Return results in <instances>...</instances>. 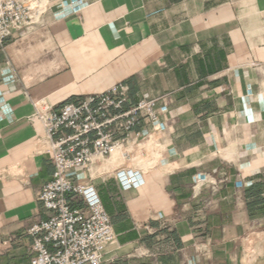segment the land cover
I'll use <instances>...</instances> for the list:
<instances>
[{
	"label": "crops",
	"instance_id": "1",
	"mask_svg": "<svg viewBox=\"0 0 264 264\" xmlns=\"http://www.w3.org/2000/svg\"><path fill=\"white\" fill-rule=\"evenodd\" d=\"M44 1L0 44V264H29L27 229L50 214L29 96L58 111L117 83L157 99L158 122L121 152L133 167L70 172L110 217L101 264H264V0Z\"/></svg>",
	"mask_w": 264,
	"mask_h": 264
},
{
	"label": "built area",
	"instance_id": "2",
	"mask_svg": "<svg viewBox=\"0 0 264 264\" xmlns=\"http://www.w3.org/2000/svg\"><path fill=\"white\" fill-rule=\"evenodd\" d=\"M30 20L31 8L24 0H0V44ZM37 119L49 139L54 170L37 193L50 214L27 229L29 264H101L105 249L115 242L110 217L98 199L88 196V183H74L70 172L111 156L132 136L140 139L136 127L142 120L158 122L157 99L131 103L127 86L117 83L58 111H38ZM68 194L86 201V207L73 206ZM11 241L2 242L4 248Z\"/></svg>",
	"mask_w": 264,
	"mask_h": 264
},
{
	"label": "rangeland",
	"instance_id": "3",
	"mask_svg": "<svg viewBox=\"0 0 264 264\" xmlns=\"http://www.w3.org/2000/svg\"><path fill=\"white\" fill-rule=\"evenodd\" d=\"M28 5L31 8V18L36 19V17H40L43 15V13L48 9L47 3H45L44 0H28ZM88 96V95H85ZM85 96H83L81 99H83ZM80 99V100H81ZM29 101L31 104V111L28 116L29 123L32 124V126L35 127L37 130L38 134V141H39V150H47L50 148V142L49 139L47 138L46 134L43 132L42 125L37 119V113L38 111H42L45 108H51L52 110H55L57 107L56 105H52L49 101V99L45 96H38V97H30L29 96ZM131 145V146H130ZM128 146V147H127ZM123 152L128 153L131 157L136 158L140 156V145H138V142L136 143H130L127 145V143L124 145ZM127 147V148H126ZM150 152H146V159H150ZM114 157V158H113ZM118 158V159H117ZM115 159V160H114ZM104 161V176L108 175L107 172L111 173L112 170L121 165V164H126L129 168L133 167L132 160H129L128 158L124 157V154L119 155L118 157L114 156L112 154L109 158L104 157V158H99L98 162ZM108 164V166H106ZM110 166V167H109ZM6 248L1 244L0 246V257L4 256L6 254ZM4 262V260L0 261V263Z\"/></svg>",
	"mask_w": 264,
	"mask_h": 264
},
{
	"label": "bare ground",
	"instance_id": "4",
	"mask_svg": "<svg viewBox=\"0 0 264 264\" xmlns=\"http://www.w3.org/2000/svg\"><path fill=\"white\" fill-rule=\"evenodd\" d=\"M123 146H120L118 149H116L115 151H114V156H116V157H118L120 154H121V152H123ZM114 158V157H113ZM118 159V158H117ZM115 160V159H114ZM110 167V166H109Z\"/></svg>",
	"mask_w": 264,
	"mask_h": 264
}]
</instances>
